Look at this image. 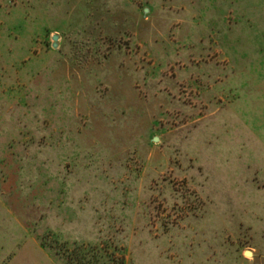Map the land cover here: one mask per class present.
<instances>
[{
    "label": "rangeland",
    "instance_id": "rangeland-1",
    "mask_svg": "<svg viewBox=\"0 0 264 264\" xmlns=\"http://www.w3.org/2000/svg\"><path fill=\"white\" fill-rule=\"evenodd\" d=\"M64 243L264 264V0H0V264Z\"/></svg>",
    "mask_w": 264,
    "mask_h": 264
},
{
    "label": "trees",
    "instance_id": "trees-1",
    "mask_svg": "<svg viewBox=\"0 0 264 264\" xmlns=\"http://www.w3.org/2000/svg\"><path fill=\"white\" fill-rule=\"evenodd\" d=\"M65 264H121L119 258L113 253L104 251L100 246H86L84 244H73L72 248L64 243ZM62 254V253H57Z\"/></svg>",
    "mask_w": 264,
    "mask_h": 264
},
{
    "label": "water",
    "instance_id": "water-1",
    "mask_svg": "<svg viewBox=\"0 0 264 264\" xmlns=\"http://www.w3.org/2000/svg\"><path fill=\"white\" fill-rule=\"evenodd\" d=\"M57 38H58L57 35H54L53 39L57 40ZM55 45H57V44H55ZM246 255H251V252H246Z\"/></svg>",
    "mask_w": 264,
    "mask_h": 264
}]
</instances>
